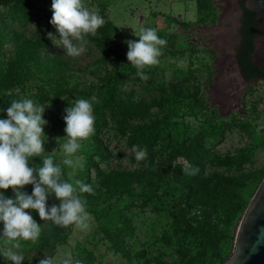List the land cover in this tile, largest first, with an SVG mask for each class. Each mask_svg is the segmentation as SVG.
I'll use <instances>...</instances> for the list:
<instances>
[{
	"label": "rangeland",
	"instance_id": "1",
	"mask_svg": "<svg viewBox=\"0 0 264 264\" xmlns=\"http://www.w3.org/2000/svg\"><path fill=\"white\" fill-rule=\"evenodd\" d=\"M96 1L83 0L89 8ZM100 1L106 5L102 12L121 35L126 54L128 46L125 41H138L134 33L138 35L141 28L155 29L157 35L167 41L166 46L161 48L159 63L150 66L145 73L147 80L133 74L123 81L124 91L131 101L141 102L143 107L142 115L130 124H144L173 113L174 119L182 120L189 126L190 135L203 152L205 171L222 175L227 179L226 182L239 179L246 184H260L264 178V80L254 81L240 90L241 85L235 81L233 64L230 74L234 76V87L232 84L228 87L237 98V107L226 111L221 110L218 94L213 90L219 74L217 62L223 42L222 36L216 31L221 24L222 7L226 3L219 0ZM33 2L32 20L18 30L34 38L46 39V53L61 55L74 65L75 68L67 73L68 88L96 83L97 72L93 63L98 57L97 50L87 44L79 57L65 55L63 49L57 48L48 38V33H52L59 39L56 28L50 24V5L46 0ZM0 11L4 9L0 8ZM237 46L238 43L233 46L234 61ZM30 91L37 90L34 85L27 84L24 93H15L22 99ZM75 99L79 98L73 94L55 97L50 93L48 101L43 104L46 107L43 119L47 121L43 129L44 153L47 155L56 150L53 154L54 163L62 159L59 145L63 141L57 139L66 137L63 119L65 109ZM220 122L223 124L217 129L215 125ZM97 137L102 142L103 151L101 156L94 155L93 158L103 171L151 169L168 172L174 167H180L182 171L193 168L185 158L179 157L168 169L165 158L169 150L164 141L151 147L154 160L149 157V149L146 151L138 146L146 155L137 160L132 151L133 146L126 143L125 137L109 121ZM86 145L87 140L82 142V148L76 155L82 156ZM45 154L30 158L29 166H42ZM62 172L68 182L74 183L81 178L83 183L89 182L101 198L104 196V191L96 184L94 169L83 166L74 170L62 166ZM132 189L133 194L114 195L109 202L112 209L119 210L118 218L112 215L111 223H104L101 216L100 220H96L90 214V227L87 230L56 226L51 221L40 220L37 212L29 210L33 219L39 225L45 224V227L38 241H21L19 251L24 256L22 264H38L45 253L54 256L56 264H61L69 254L74 261L80 260L82 264H187L188 258L195 257L198 252L194 253L198 250H187V241L181 243V234L179 236L178 230L174 231L171 227L176 219L161 211L160 207L166 199L164 187L159 186L148 192L140 184H134ZM21 191L31 195L33 186L26 185ZM3 195L14 198L11 188L3 190ZM59 203L54 196H50L47 206L50 208ZM105 203L103 199L98 200L100 208ZM200 209H193L187 217L192 218ZM205 211L211 214L212 223H218L220 228V210L208 207ZM124 220L127 224L122 230L120 225ZM237 225L238 222L232 225L228 235L220 236L218 260L211 264H220L230 256ZM2 234L3 223L0 222V237ZM0 264L11 262L0 256Z\"/></svg>",
	"mask_w": 264,
	"mask_h": 264
},
{
	"label": "trees",
	"instance_id": "2",
	"mask_svg": "<svg viewBox=\"0 0 264 264\" xmlns=\"http://www.w3.org/2000/svg\"><path fill=\"white\" fill-rule=\"evenodd\" d=\"M46 1L51 8L52 0ZM33 4V0H0V8L4 9L0 11V119H7L6 109L10 107V103L21 100L15 91L24 93L27 84L34 85L37 91L26 93L22 99L30 98L41 105L48 101L50 93L55 97L73 94L79 99H90L95 95L100 101L93 104L95 131L87 139L82 156L83 166L94 169L96 184L104 191V196L101 198L94 190L92 193H78L86 201V211L96 220L102 217L104 223H111L112 215L116 218L120 216L119 210L112 209L109 203L112 196L133 194L134 184H140L148 192L163 186L166 199L160 207L161 211L176 219L171 227L174 231L178 230L179 236L181 234V243L187 241V250H198L195 251L194 254L198 253L194 258H188L187 264H211L217 261L220 236L228 235L232 225L239 222L259 184H246L239 179L226 182L227 179L222 175L205 171L203 152L190 135L189 126L182 120L174 119L173 113L144 124H130L142 115L143 107L141 102L131 101L124 91L123 81L129 75L137 74V70L127 60L119 31L102 12L106 7L103 1L97 0L94 6L98 7L105 23L95 35L89 34L85 37L88 44L98 52L93 63L97 82L70 88L67 87V73L75 68L74 65L61 55L46 53V39L34 38L18 30L32 20ZM243 10L244 20L239 31L241 43L236 48L235 59L246 81L254 78L264 80V73L250 59L256 26L255 15L245 7ZM149 68L150 66L145 67L144 73ZM107 121L125 137L128 145L141 146L146 151L149 149L151 160H154L151 147L164 141L169 150L165 158L168 169H171L170 164L179 157L185 158L193 168L182 171L180 167H174L168 172L151 169L103 171L93 157L102 154V142L97 134ZM221 124L223 123L220 122L215 127L218 129ZM85 184L90 185L89 182ZM99 199L107 202L103 208L99 207ZM198 207L201 209L197 210V214L194 213L192 218L187 217ZM208 207L220 210L222 215L218 220L222 228H219L218 223H212L211 214L205 211ZM126 224V220L122 221L120 228L125 229Z\"/></svg>",
	"mask_w": 264,
	"mask_h": 264
},
{
	"label": "clouds",
	"instance_id": "3",
	"mask_svg": "<svg viewBox=\"0 0 264 264\" xmlns=\"http://www.w3.org/2000/svg\"><path fill=\"white\" fill-rule=\"evenodd\" d=\"M51 12L50 24L56 28L59 39L52 33H48V38L69 57H79L88 44L85 37L95 35L105 23L98 7L89 8L83 0H52ZM134 35L138 41H125L127 60L136 68L137 75L147 80L143 69L159 63L161 48L167 41L152 28H141L139 34ZM94 103H100L95 95L90 99H75L65 109L66 137L57 139L63 141L59 145L62 159L58 163H54L53 158L56 150L51 154L44 153L45 106L30 98L14 100L6 109L7 119H0V222L3 223L0 256L11 264H22L24 260L19 251L21 241H38L45 227L33 219L29 210L37 212L40 220L51 221L56 226H74L80 230L90 227L91 216L86 211V201L78 193H92L93 188L79 179L68 182L63 178L62 166L74 170L83 167V157L76 154L81 150L82 142L95 131ZM132 151L137 160L146 155L136 145ZM42 154H45L42 166H29L30 158ZM26 185L33 186L31 195L21 191ZM9 188L13 190L14 198L3 195V190ZM50 196L60 201L59 205L53 204L49 208ZM38 264H56V258L45 253ZM61 264H82V261H74L69 254Z\"/></svg>",
	"mask_w": 264,
	"mask_h": 264
},
{
	"label": "water",
	"instance_id": "4",
	"mask_svg": "<svg viewBox=\"0 0 264 264\" xmlns=\"http://www.w3.org/2000/svg\"><path fill=\"white\" fill-rule=\"evenodd\" d=\"M224 1L227 5L223 12L221 24L217 27L223 43L222 55L233 53L237 41L234 23L235 0ZM245 8L255 15L256 35L253 39L251 63L264 73V0H245ZM235 77L241 80L240 90L261 78L246 81L238 65L234 62ZM239 90V91H240ZM220 264H264V178L250 198L247 207L238 222L233 250L230 256Z\"/></svg>",
	"mask_w": 264,
	"mask_h": 264
},
{
	"label": "bare ground",
	"instance_id": "5",
	"mask_svg": "<svg viewBox=\"0 0 264 264\" xmlns=\"http://www.w3.org/2000/svg\"><path fill=\"white\" fill-rule=\"evenodd\" d=\"M226 5L222 7V15L226 8ZM222 15L220 19H222ZM217 31L216 33L220 34V32L219 31L217 32ZM222 43L219 49L220 59L217 62V67H218L217 71L219 74H218V77L216 78V84L214 85L213 90L215 91V93L218 94V98H219L218 101L220 102L221 110L226 111V110L237 107V103H236L237 98L235 97V94L232 92V89L230 90L228 87V86L231 87V84L234 87L233 85L234 80H232L234 76L230 74L231 73L230 68L233 66L234 60L232 59V54L222 55L221 53ZM234 75H235V72H234Z\"/></svg>",
	"mask_w": 264,
	"mask_h": 264
},
{
	"label": "flooded vegetation",
	"instance_id": "6",
	"mask_svg": "<svg viewBox=\"0 0 264 264\" xmlns=\"http://www.w3.org/2000/svg\"><path fill=\"white\" fill-rule=\"evenodd\" d=\"M244 2H245V0H235V6H234L235 33H236V29H238V32L240 31L242 24H243V20H244L243 7H245ZM255 28H256V26H255ZM255 35H256V31H255L254 37H255ZM236 37H237L236 43H238V45H239L241 43V36H240V34L237 35V33H236ZM254 37H253V39H254ZM236 53L237 52H235V56H236ZM232 59H233V57H232ZM234 62L237 64L236 59H235V61H233V64H234ZM234 69H233V72H235ZM235 81L237 82L238 85L241 84V80H238V78H236V77H235Z\"/></svg>",
	"mask_w": 264,
	"mask_h": 264
}]
</instances>
